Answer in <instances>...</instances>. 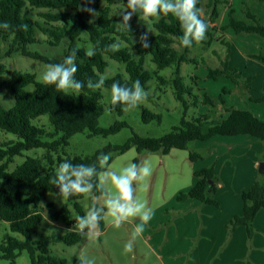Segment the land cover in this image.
Here are the masks:
<instances>
[{
    "label": "trees",
    "instance_id": "1",
    "mask_svg": "<svg viewBox=\"0 0 264 264\" xmlns=\"http://www.w3.org/2000/svg\"><path fill=\"white\" fill-rule=\"evenodd\" d=\"M264 5V0H258ZM223 0H209L207 3L208 12L205 16L201 14V2L198 0L197 8L200 9V18L207 25L206 38L199 42H193L191 47H183L179 37L183 35L180 22L173 15L161 14L159 19L150 18L156 30L154 35H148L150 47L142 48L141 43L134 44L132 37H141L147 33L146 29H137L134 25L127 31H120L111 18V7L127 4V0H0V22H9L12 27L8 30L0 29V90L10 89L14 96V104L5 108L0 104V259L16 264L18 257L23 252H28L32 264H79V259L69 261L68 259L52 256L50 246L53 243H63L67 246H74L81 242L83 236L77 232H67L61 237L44 236L34 241L33 234L45 222L41 213V204L48 194H59V188L49 183L54 176L58 165L68 160L74 164H97V156L100 153H110L112 163L114 155L125 154L135 148L139 154L144 151L161 152L169 154L173 149L188 150L193 142H206L216 136L236 137L248 135L264 142V121L254 116L249 111L226 108L225 113L219 117L209 114L200 115L192 120L187 119L190 107L197 106L200 102L207 105L211 110L216 111L218 107L211 97L205 93L202 99L194 97L192 101L188 96H193V86L187 85L182 76V65L185 63L197 62L191 59L189 54L198 44L211 46L217 41V25L220 21ZM106 4V6H102ZM91 7L98 13L97 18L91 21L92 17L88 12L81 11V8ZM33 9L46 10L38 13L42 22H33L31 11ZM233 10L229 11L230 22L227 26L221 27L233 29L237 34H258L264 36V24L257 17L247 12L249 19L254 24L236 21L233 17ZM140 14L133 15L132 20H138ZM91 21V22H90ZM27 23V31L19 29V25ZM215 25V26H212ZM48 37V44L57 47L63 41L69 40L70 45L64 57L60 61L47 58L40 53L28 50L29 45L39 43L37 31ZM87 33L95 47L96 54L89 58L85 51L76 47L81 36ZM219 40V39H218ZM125 41L130 48H120L119 51H108L107 46ZM180 45V49L175 45ZM230 51V43L224 42ZM4 45L6 51L4 52ZM77 49L76 64L78 72L76 79L87 81L89 78L98 80L107 70L109 62L106 58L114 60L125 66L128 77L117 74L106 79L103 88L111 90V84L118 81L123 86H131L139 80L148 89L150 82L158 81V89L167 84L172 85L174 98L183 106V118L179 126L170 133L160 137H141L136 133L132 134L122 145H107L89 156H64L62 151L69 146L70 139L79 133L88 132V136L115 135L122 129L129 127L127 122L117 121L107 129L99 127V121L104 114L101 104L103 98L102 90L95 91L82 89L79 95H65L58 92L54 85H45L37 80L36 74L23 73L18 70L11 72L10 78L5 80L7 72L2 64L4 57H11L20 53L25 57L41 61L45 64L61 63L63 59ZM135 51L139 58L136 59L132 53ZM147 57L155 65L156 70L146 69ZM257 59L264 62L262 55ZM173 70L171 80L161 75V71ZM209 69L208 77L219 79L225 77L231 79L237 86L239 80L234 78L237 70H230L227 61L222 67ZM225 94L229 93L226 89ZM220 101L225 106L223 96ZM257 102H264V96L257 99ZM124 105H111V110L118 116L124 115ZM40 117H48L53 131L48 132L38 127L34 121ZM142 119L145 123L157 121L162 122V115L154 113L149 109H142ZM2 133L14 135L16 138L2 141ZM33 149H45L43 157H27L22 164L11 170V165L16 158L23 157L24 153ZM190 160L197 161L201 156L196 152L190 153ZM264 160V158H263ZM140 162L136 159V163ZM195 185L186 192L177 196L178 201L189 199L199 200L205 205L219 206L214 199L217 192L216 183L218 178L212 167L204 168L194 172ZM97 196L100 193H95ZM85 195H76L67 199V204L54 212L50 219L53 222H62L65 226L74 223L72 209L77 216L86 212L80 203ZM243 213L235 216L228 225L229 232L244 226L249 237L255 233L254 221L258 213L264 209V174L260 179L243 193ZM100 206V205H98ZM106 210V209H105ZM6 225L3 237L1 238L2 226ZM105 219L100 222V232L105 231Z\"/></svg>",
    "mask_w": 264,
    "mask_h": 264
},
{
    "label": "rangeland",
    "instance_id": "2",
    "mask_svg": "<svg viewBox=\"0 0 264 264\" xmlns=\"http://www.w3.org/2000/svg\"><path fill=\"white\" fill-rule=\"evenodd\" d=\"M201 2V14L205 16L208 12L207 3L209 0H199ZM227 3L222 4L220 7L221 17L220 23L227 24L230 22L229 16V3L234 10L232 17L239 22H248L247 12L250 11L261 19V23L264 24V14L260 13L264 11V5L258 0H223ZM106 6V4H102ZM125 5L112 6L111 7V18L115 21L120 31H127L126 28L118 25L122 22L121 12L125 11ZM46 10L33 9L31 11V19L33 22H42L39 18L38 13L45 12ZM97 18L91 17L90 20L94 21ZM257 18V19H258ZM130 28L134 25L137 29H146L148 35H154L156 30L153 27V23L140 17L138 20H130ZM129 28V29H130ZM222 31V30H221ZM218 35V39L211 44V46H204L198 44L191 50L189 57L195 59L197 62L185 63L182 65V76L185 79L187 85L193 86V96H188L189 100L192 101L194 97L203 98L205 92L209 93V96L213 100L214 104L218 107V110L213 111L207 105L201 102L197 106H192L189 109L187 119L192 120L198 118L201 114H209L213 117H219L225 113L226 107L220 101L221 96L224 94L226 86L233 88L236 86L234 91L235 98H241L244 95L249 99L253 95V91L250 90V85L255 90L259 87L257 80L246 79L248 82L241 84L240 87L228 78L221 77L217 80L208 77L209 69H217L222 67V60L218 57H228V48L224 44L227 39L230 43L237 45V50L245 56L250 55H263L264 57V41H259L258 37L263 36L258 34H237L233 29L227 31V38L222 35ZM37 38L39 43L29 45L28 50L31 52H37L41 55L50 58L52 60L60 61L65 55L66 50L69 48V40L63 41L59 46L54 47L48 44V37L37 31ZM132 42L137 44L140 42V37H132ZM4 45V52L6 51ZM76 47L84 50L85 52L92 47L89 36L87 33L81 36V40L76 43ZM130 48L127 42H121V48ZM176 48L180 49V45H175ZM131 50V48H130ZM231 57H237L235 49H233ZM231 50V51H232ZM136 59L139 55L132 51ZM109 62V66L106 72L102 75L105 80L114 77L117 74H123L126 77L128 75L125 71V66L114 60L106 58ZM2 64L6 67V73L3 78L5 80L10 78L11 72L14 70L21 71L23 73L36 74L37 80L42 82L41 75L46 70L47 64L23 56L20 53L13 54L11 57H4ZM249 63H245L248 65ZM146 69L149 71L156 70V67L150 61V57H147ZM244 68V67H243ZM246 68L248 70L254 69L252 64H249ZM232 71V70H231ZM246 69H244V72ZM238 72V71H237ZM161 75L166 79L171 80L173 77V70L166 69L161 71ZM234 78L238 80L241 76ZM221 79H226L218 81ZM43 83V82H42ZM158 81L153 80L150 82L148 89V97L145 101L141 102L136 108L130 111H124V115L118 116V114L111 110V90L107 88H101L103 98L101 104L104 108V114L100 118L99 127L107 129L112 126L115 122H127L129 127L122 129L115 135L108 137L104 136H88V132L79 133L74 135L70 139V144L62 151L64 156H89L94 154L97 150L103 149L107 145H122L129 138L132 137L133 133L138 134L141 137L160 138L170 133L175 127L179 126L183 118V106L179 103L173 95V87L170 84L162 86L161 90L158 89ZM260 91V90H259ZM223 97V99L225 98ZM225 106H229L230 102L226 98ZM0 104L9 108L14 104V96L10 89L4 88L0 90ZM264 106V104H263ZM221 107V108H220ZM146 108L150 111L162 115V122L153 121L145 123L142 119V109ZM216 113H218L216 115ZM34 124L38 127L44 128L46 131H53L52 125L50 124L48 117H40L34 121ZM222 136H219V138ZM248 137V136H247ZM251 137V136H249ZM14 135H8L2 133V141H8L15 139ZM254 139V138H253ZM258 140H255L257 143ZM203 142L197 141L189 145L188 150L173 149L169 154H163L161 152H149L144 151L139 154L135 148L130 149L125 154L114 155L113 161L110 164L112 170L119 172L122 167L127 166L129 163H136V159L139 161H147L152 169V173L149 177L143 181L134 183L135 197L145 202L147 207L153 211V217L151 221L145 226L143 234L135 239L133 242V251L130 253L124 252L125 244L132 239V233L136 225L140 223L139 218H130L128 222H125L120 228H115L110 218L105 219V231L100 232L98 235H94L91 238L83 237L81 242L74 246H67L63 243H53L50 246V254L52 256L61 257L73 261L84 256L89 259H94L95 264H195L199 255H197L198 248L200 245L205 248L209 235L207 230V224H203L201 213L199 212L198 227H195L192 223H189L186 228H180L179 225L174 223V218L179 216L180 213L174 211L177 206L180 205L177 200V196L185 188L187 184L192 182L193 179V164L195 162L207 161L210 166L221 167L228 165L233 170L232 175L235 176L236 169L239 167L238 176L244 175L245 167H248V162L244 166L248 159L249 152L253 150L246 146H241L240 149H235L234 153H219L217 154V148L219 149L220 142L206 143V146L199 147ZM258 143L263 144L260 140ZM218 145V146H215ZM264 145V144H263ZM221 151L225 152L226 148L220 144ZM200 148V150H198ZM236 148V147H235ZM244 148H246L244 150ZM196 152L201 158L195 162L190 160V153ZM46 153L45 149H33L24 153L23 157L16 158L15 162L11 165L13 170L17 165L22 164L27 157H43ZM263 153H253L255 157L262 160ZM215 157L213 159L212 156ZM137 162V163H140ZM215 170V169H214ZM259 176H261L259 174ZM83 205L85 212L92 206V199L85 195V198L80 201ZM67 204V200H62L59 194H48L41 204V213L45 218V222L36 230L33 234V240H40L41 236H52L61 237L67 232H70L68 228L62 222H53L50 216L61 209ZM98 205L103 206V201H99ZM74 223L77 217L76 212L73 208ZM183 217V216H182ZM188 221H190L188 219ZM180 222V221H179ZM191 222V221H190ZM181 223V222H180ZM185 223V222H184ZM184 223H181L183 225ZM6 225L2 226L1 238L4 235ZM256 230V229H255ZM252 241L247 245L248 252L242 264H253L250 253L253 250L251 247ZM226 244V242H225ZM226 246V245H225ZM223 247L224 249L226 247ZM197 248V249H195ZM201 248V247H199ZM223 249V250H224ZM223 250H219L213 253L210 258L212 262H216L219 259V255ZM210 262V263H212ZM0 264H11L10 261L0 259ZM16 264H32L29 253L23 252L17 259ZM198 264V262H197Z\"/></svg>",
    "mask_w": 264,
    "mask_h": 264
},
{
    "label": "clouds",
    "instance_id": "3",
    "mask_svg": "<svg viewBox=\"0 0 264 264\" xmlns=\"http://www.w3.org/2000/svg\"><path fill=\"white\" fill-rule=\"evenodd\" d=\"M92 3V0H87ZM198 0H127L125 11L121 12L122 22L119 23L127 30L130 28V20L133 15L140 14L144 19H159L161 14L173 15L180 22L183 35L179 37L183 47H191L193 42L199 43L206 38L208 25L200 18V9L197 8ZM81 11L88 12L95 17L98 13L91 7H84ZM91 22V21H90ZM12 25L5 21L0 22V29L8 30ZM27 23L19 25V29L27 31ZM142 48L150 47L148 34L140 37ZM119 42L107 46L108 51H119ZM77 49H73L61 63L48 64L46 70L41 75V80L45 85H54L58 92L65 95H79L82 89L95 91L103 88L105 78L101 76L98 80L89 78L87 81L76 79L78 66L76 64ZM96 54L95 47H90L85 55L89 58ZM148 97L139 80L131 86H123L118 81L111 84V103L113 105H124V111L136 108ZM111 154L100 153L97 162L91 165L74 164L68 160L61 162L55 169V174L49 179V183L59 188V196L62 200H67L76 195H87L93 203L92 206L82 216H77L75 225L69 231H75L83 237L91 238L99 234L100 222L110 218L115 228H120L130 218H139L140 223L135 226L132 239L124 246V252L133 251V242L141 236L145 226L151 221L153 211L135 197L134 183L143 181L152 173L150 164L147 161L140 163H129L122 167L119 172L112 170L109 164ZM100 193L97 196L95 193ZM103 201V206H98L99 201ZM106 209V210H105ZM79 264H95L94 259L80 257Z\"/></svg>",
    "mask_w": 264,
    "mask_h": 264
},
{
    "label": "crops",
    "instance_id": "4",
    "mask_svg": "<svg viewBox=\"0 0 264 264\" xmlns=\"http://www.w3.org/2000/svg\"><path fill=\"white\" fill-rule=\"evenodd\" d=\"M227 8L229 9V11L233 10L230 3L229 7ZM260 13L264 14V11H261ZM256 17L258 18V16ZM258 20L261 21V19L259 18ZM245 23L251 25L254 24V21L248 18V22L246 21ZM228 24L229 23L222 24L220 23V21L218 24H216L217 40L219 34H222L227 38V31H229V29L231 28L223 31L221 27L227 26ZM258 40L261 42L264 41V36L262 38L258 37ZM226 42L230 43L228 39ZM235 46L237 47L236 44L234 45L233 43H230V51H227L228 57L218 58L222 60V62L227 61L230 70L238 71L236 73V77L241 76L240 78H238V80L239 82L241 81L242 84H245V90L246 88H248L246 86V83L248 82V80L246 79L248 78L257 80L259 87L255 90L250 85V90L255 93H253V95H251V98L248 99L245 95L241 98H235L232 92L234 91L236 86H234L233 88H228V86H226L225 89L229 93H227L226 96L224 95V99L226 100L227 98L228 101H231L230 108L249 111L254 116L264 121V102H257V99H260L264 96V62L257 59V55L246 54L245 56H243ZM232 47L236 50V52L234 53L237 54V57H231V54L233 53ZM245 63L252 64V67L255 68L248 70L249 68L246 67L249 66V64L245 65ZM244 69H246L245 72ZM222 80L226 79H221L218 81ZM205 93L209 95L208 92ZM224 107L228 108L229 106L226 105ZM217 114L218 113H216V115ZM247 136L248 135H241L236 137L222 136L220 138L219 136H216L206 142L211 144L210 142L212 141H218L220 142V144L225 146L226 151L223 152L221 151L222 147L219 144V149L217 148V154L226 152L231 154L234 153L235 149H240L241 146H246L247 148L253 150L256 154L261 153V151L264 152V143H258V139H253V137ZM255 140H258L257 143H255ZM203 146H206L205 142L201 143L199 147ZM245 149L246 148H244V150ZM198 150H200V148H198ZM254 152H249L248 159L244 164L245 166L248 162V167H245L246 173L240 177L238 176L239 167L236 169V171H234L235 176L232 175L233 170L231 169V167H228L227 164H225V166L221 167L220 169H218V167H214L215 176L218 178V181L216 183L217 192L214 195V199L219 202V206L205 205L199 200L189 199L182 202L179 201L180 205L177 206V209H174V211L180 213V215L183 216H180V218H183L182 220L179 219V216L174 218V223L176 225H179L180 228H186L189 223H192L195 227H198L199 212L201 213L203 224H207L206 232H208L209 238L205 243V248L203 247L202 249L201 245L199 246L201 248L197 247V255L199 256L195 264H197V262L198 264H242V260L248 252L247 245L251 241V247L253 250L251 251L250 256L253 261V264H264V209L258 213L254 221V229L256 230L252 238L249 237L247 229L244 226L236 228L231 233L227 228L230 221L235 216H240L243 213V193L247 191L254 184L255 181L260 179L259 174H262L260 168L261 164L264 163V153L262 160H259V158L254 156ZM214 157L215 154L214 156H212L211 159H213ZM209 166L210 164L209 162L207 163V161H204V163L200 161L195 162L193 164L192 169L193 176L195 171L208 168ZM195 183L196 179L195 177H193L192 182L187 184L182 190H184L185 192L188 191L195 185ZM188 219L191 222L188 221ZM179 221L181 223H185L181 225ZM224 246L226 247L225 249L223 248ZM221 249L224 250L219 255V259L216 262H212L210 256Z\"/></svg>",
    "mask_w": 264,
    "mask_h": 264
},
{
    "label": "water",
    "instance_id": "5",
    "mask_svg": "<svg viewBox=\"0 0 264 264\" xmlns=\"http://www.w3.org/2000/svg\"><path fill=\"white\" fill-rule=\"evenodd\" d=\"M260 171H261L262 174H264V163L261 164Z\"/></svg>",
    "mask_w": 264,
    "mask_h": 264
},
{
    "label": "built area",
    "instance_id": "6",
    "mask_svg": "<svg viewBox=\"0 0 264 264\" xmlns=\"http://www.w3.org/2000/svg\"><path fill=\"white\" fill-rule=\"evenodd\" d=\"M74 225H75V223H73V225H71V226H66V228H68L70 230L73 228ZM70 232H75V231H70Z\"/></svg>",
    "mask_w": 264,
    "mask_h": 264
}]
</instances>
